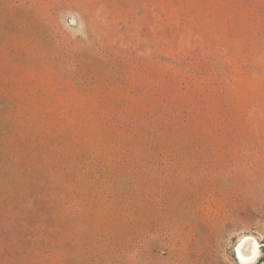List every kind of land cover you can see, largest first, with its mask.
<instances>
[{
    "label": "rangeland",
    "instance_id": "rangeland-1",
    "mask_svg": "<svg viewBox=\"0 0 264 264\" xmlns=\"http://www.w3.org/2000/svg\"><path fill=\"white\" fill-rule=\"evenodd\" d=\"M264 0H0V264H264Z\"/></svg>",
    "mask_w": 264,
    "mask_h": 264
},
{
    "label": "bare ground",
    "instance_id": "bare-ground-1",
    "mask_svg": "<svg viewBox=\"0 0 264 264\" xmlns=\"http://www.w3.org/2000/svg\"><path fill=\"white\" fill-rule=\"evenodd\" d=\"M256 250H258V252L260 253V245H259L258 241L255 238L246 237L240 241V243L238 244L237 249L235 251L237 254V259L243 264V261L240 259V257L243 256L245 258V260H247L249 258V256L251 255V253L253 251H256ZM258 258H259V256H258ZM256 260H255V262H256Z\"/></svg>",
    "mask_w": 264,
    "mask_h": 264
},
{
    "label": "clouds",
    "instance_id": "clouds-1",
    "mask_svg": "<svg viewBox=\"0 0 264 264\" xmlns=\"http://www.w3.org/2000/svg\"><path fill=\"white\" fill-rule=\"evenodd\" d=\"M259 255L260 253L258 252V250H256L251 253L247 260H245L243 256H241L240 259L243 261V264H254L255 260L258 258Z\"/></svg>",
    "mask_w": 264,
    "mask_h": 264
},
{
    "label": "crops",
    "instance_id": "crops-1",
    "mask_svg": "<svg viewBox=\"0 0 264 264\" xmlns=\"http://www.w3.org/2000/svg\"><path fill=\"white\" fill-rule=\"evenodd\" d=\"M253 35H254V38L259 37L261 40H264V32H261V33L255 32Z\"/></svg>",
    "mask_w": 264,
    "mask_h": 264
}]
</instances>
